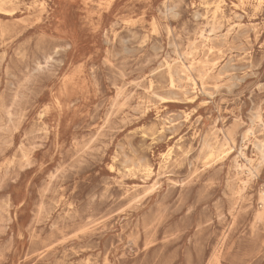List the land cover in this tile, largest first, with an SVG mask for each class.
I'll list each match as a JSON object with an SVG mask.
<instances>
[{"label": "rangeland", "instance_id": "1", "mask_svg": "<svg viewBox=\"0 0 264 264\" xmlns=\"http://www.w3.org/2000/svg\"><path fill=\"white\" fill-rule=\"evenodd\" d=\"M0 25V264H264V0H0Z\"/></svg>", "mask_w": 264, "mask_h": 264}, {"label": "bare ground", "instance_id": "2", "mask_svg": "<svg viewBox=\"0 0 264 264\" xmlns=\"http://www.w3.org/2000/svg\"><path fill=\"white\" fill-rule=\"evenodd\" d=\"M213 1V0H212ZM216 3V2H215ZM2 4V3H1ZM212 4V3H211ZM41 6V5H40ZM161 6H163V5H161ZM219 9H220V6H217V11H219ZM167 11V10H166ZM170 11H171V9H170ZM215 11V10H214ZM4 12V11H3ZM5 13V12H4ZM14 13V12H13ZM167 14V13H166ZM165 15V14H164ZM172 16V15H171ZM205 16V15H204ZM195 18V17H194ZM204 18V17H203ZM177 19V18H176ZM21 21V20H20ZM125 21V20H124ZM212 21V20H211ZM24 23V22H23ZM59 24H60V27H58V31H59V33L60 34H67V33H70V31L69 30H66L67 28L61 23V22H59ZM112 24V23H111ZM63 25V26H62ZM236 25V24H235ZM1 26V25H0ZM112 26H113V24H112ZM230 26V25H229ZM2 27V26H1ZM211 29H212V27H211ZM246 29V28H245ZM217 30V29H216ZM244 30V29H243ZM200 31V30H199ZM227 31V30H226ZM242 31V30H241ZM246 33V32H245ZM206 34V33H205ZM208 34V33H207ZM228 35V34H227ZM224 36V35H223ZM222 36V37H223ZM236 37V36H235ZM245 37V36H244ZM210 39V38H209ZM215 39V38H214ZM226 38H223V43H224V40H225ZM236 39V38H235ZM197 40V39H196ZM212 41V40H211ZM106 42V41H105ZM109 42V41H108ZM127 42H128V40H127ZM207 42V41H206ZM205 42V43H206ZM191 43H193V42H191ZM202 44H203V42H201ZM211 43V42H210ZM209 43V44H210ZM171 44V43H170ZM225 44V43H224ZM176 45V44H175ZM175 45H174V47H175ZM204 45V44H203ZM240 45H241V43H240ZM68 47V46H67ZM153 47V46H152ZM151 47V48H152ZM173 48V47H172ZM189 48V47H188ZM200 48H202V47H200ZM210 48V47H209ZM237 48H238V46H237ZM242 48H244V47H242ZM126 49V48H125ZM187 49V48H186ZM205 49V48H204ZM207 49V48H206ZM216 49V48H215ZM229 49V48H228ZM233 49V48H232ZM235 49V48H234ZM241 49V48H240ZM106 50V49H105ZM194 50H196V49H193V52H195ZM211 50V49H210ZM136 51V50H135ZM141 51V50H140ZM172 51V50H171ZM175 51V50H174ZM178 51V50H177ZM241 51V50H240ZM242 51H243V49H242ZM112 52V51H111ZM129 52V51H128ZM168 52V51H167ZM190 52H191V49H190ZM189 52V53H190ZM169 53V52H168ZM183 53V52H182ZM197 53V52H196ZM217 53V52H216ZM221 53V52H220ZM219 53V54H220ZM227 53V52H226ZM4 54V53H3ZM106 54V53H105ZM116 54V53H115ZM129 54V53H128ZM161 54V53H160ZM176 54V53H175ZM178 54V53H177ZM177 54H176V56H177ZM108 55V54H107ZM130 55H131V53H130ZM169 55V54H168ZM174 55V54H173ZM207 55V54H206ZM2 56V55H1ZM117 56V55H116ZM181 56V55H180ZM184 56V55H183ZM250 56V55H249ZM4 57V56H3ZM163 57H165V56H163ZM217 57H219V56H217ZM239 57V56H238ZM148 59V58H147ZM150 59V58H149ZM151 59H153V58H151ZM163 59V58H162ZM194 59V58H193ZM204 59V58H203ZM164 60H166V59H164ZM173 60V59H172ZM171 60V61H172ZM180 60V59H179ZM184 60V59H183ZM205 60V59H204ZM217 60H219V59H217ZM220 60H221V57H220ZM249 60H250V58H249ZM149 61V60H148ZM151 61V60H150ZM154 61V60H153ZM160 62H161V60H159ZM175 61H177L176 59L174 60V62ZM201 61V60H200ZM242 61V60H241ZM146 62V61H145ZM187 62V61H186ZM195 62H197V61H195ZM37 63H39V62H37ZM183 63V62H182ZM198 63V62H197ZM201 63V62H200ZM208 63V62H207ZM206 63V64H207ZM111 64V63H110ZM148 64V63H147ZM152 64V63H151ZM163 64V63H162ZM165 64V63H164ZM177 64V63H176ZM189 64V63H188ZM210 64V63H209ZM1 65H2V63H1ZM140 65V64H139ZM142 65V64H141ZM146 65V64H145ZM175 65V64H174ZM181 65V64H180ZM179 65V66H180ZM194 65V64H193ZM193 65H191V66H193ZM197 65V64H196ZM201 64H199V66H200ZM202 65H204V64H202ZM208 65V64H207ZM182 66V65H181ZM185 66V65H184ZM190 66V65H189ZM189 66H187V67H189ZM137 67V66H136ZM144 67V66H143ZM0 68H1V66H0ZM124 68V67H123ZM223 68V67H222ZM230 68V67H229ZM234 68V67H233ZM143 69V68H142ZM173 69H174V67H173ZM180 69V68H179ZM183 68H181V70H182ZM35 70H37V69H35ZM40 70V69H39ZM39 70H37V71H39ZM183 70H185V69H183ZM211 70V69H210ZM223 70V69H222ZM228 70V69H227ZM26 71H27V69H26ZM25 71V72H26ZM150 71H151V69H150ZM158 71V70H157ZM165 71V70H164ZM180 71V70H179ZM213 71V70H212ZM173 72V71H172ZM184 72V71H183ZM182 72V73H183ZM203 72L204 71H202V74H203ZM206 72H207V70H206ZM208 72H210V71H208ZM227 72V71H226ZM242 72V71H241ZM6 73V72H5ZM4 73V74H5ZM31 73V72H30ZM37 73V72H36ZM149 73V72H148ZM151 73V72H150ZM158 73V72H157ZM165 73V72H164ZM8 74V73H7ZM6 74V75H7ZM155 74V73H154ZM170 74V73H169ZM206 74V73H205ZM208 74V73H207ZM30 75V74H29ZM93 75V74H92ZM146 75V74H145ZM150 75H153V74H150ZM172 75V74H171ZM118 76V75H117ZM119 76H120V74H119ZM139 76V75H138ZM154 76V75H153ZM167 76V75H166ZM31 77V76H30ZM152 77V76H151ZM190 77V76H189ZM204 77H205V75H204ZM108 78V77H107ZM142 78H143V76H142ZM141 78V79H142ZM150 78V77H149ZM159 78V77H158ZM178 78V77H177ZM188 78V77H187ZM222 78V77H221ZM155 79V78H154ZM168 79V78H167ZM185 79H186V77H185ZM203 79V78H202ZM217 79H219V78H217ZM217 79H216V81H217ZM235 79V78H234ZM110 80V79H109ZM137 80H139V79H137ZM153 80V79H152ZM179 80V79H178ZM183 80V79H182ZM221 80V79H220ZM94 81V80H93ZM114 81V80H113ZM130 81V80H129ZM134 81V80H133ZM150 81V80H149ZM154 81V80H153ZM162 81V80H161ZM169 81V80H168ZM26 82H28V81H26ZM180 82V81H179ZM179 82H178V84H179ZM188 83L190 82V80L189 81H187ZM5 83V82H4ZM11 83V82H10ZM127 83H128V81H127ZM139 83V82H138ZM156 83H157V81H156ZM155 83V84H156ZM115 84V83H114ZM130 84V83H129ZM135 84V83H134ZM137 84V83H136ZM135 84V85H136ZM142 84V83H141ZM144 84H145V82H144ZM155 84H152V85H155ZM158 84V83H157ZM157 84H156V87H157ZM190 84V83H189ZM200 84V83H199ZM28 85V84H27ZM95 85H97V84H95ZM148 85H150V84H148ZM159 85H161V84H159ZM172 85V84H171ZM192 85H193V83H192ZM215 85V84H214ZM231 85H233V84H231ZM112 86V85H111ZM146 86V85H145ZM179 86V85H178ZM209 86V85H208ZM211 86V85H210ZM209 86V87H210ZM218 86V85H217ZM10 87H11V84H10ZM159 87V86H158ZM235 87V86H234ZM237 87V86H236ZM23 88V87H22ZM97 88H98V86H97ZM118 88V87H117ZM137 88V87H136ZM149 88V87H148ZM160 88V87H159ZM162 88H163V86H162ZM144 89V88H143ZM157 89V88H156ZM164 89V88H163ZM171 90H172V88H170ZM169 89V90H170ZM182 89V88H181ZM190 89V88H189ZM192 89V88H191ZM218 89V88H217ZM27 90H29V89H27ZM120 90V89H119ZM160 90V89H159ZM158 90V91H159ZM168 90V91H169ZM187 90V89H186ZM193 90V89H192ZM191 90V91H192ZM195 90V89H194ZM208 90V89H207ZM214 90V89H213ZM228 90V89H227ZM23 91V90H22ZM121 91H122V89H121ZM120 91V92H121ZM145 91V90H144ZM143 91V92H144ZM166 92H167V90H165ZM184 91V90H183ZM188 91V90H187ZM202 91V90H201ZM26 92V91H25ZM115 92V91H114ZM119 92V91H118ZM122 92H124V91H122ZM121 92V93H122ZM140 92V91H139ZM186 92V91H185ZM192 92H194V91H192ZM191 92V93H192ZM146 93V92H145ZM171 93V92H170ZM188 93V92H187ZM186 93V94H187ZM201 93H203V92H201ZM116 94V93H115ZM114 94V95H115ZM149 94V93H148ZM183 94V93H182ZM209 94V93H208ZM119 95V94H118ZM139 95V94H138ZM142 95V94H141ZM143 95H144V93H143ZM155 95V94H154ZM171 95V94H170ZM211 95V94H210ZM116 96V95H115ZM157 96V95H156ZM173 96V95H172ZM185 96V95H184ZM212 96V95H211ZM119 97V96H118ZM144 97H145V95H144ZM151 97V96H150ZM158 97V96H157ZM193 97V96H192ZM121 98H122V96H121ZM121 98H119V99H121ZM141 98V97H140ZM149 99V98H148ZM129 100V99H128ZM141 100H143V99H141ZM115 101H116V99H115ZM144 101V100H143ZM142 101V102H143ZM167 101H169V100H167ZM120 102V101H119ZM124 102V101H123ZM160 102V101H159ZM203 102V101H202ZM113 103V102H112ZM117 103V102H116ZM115 103V104H116ZM122 103V102H121ZM157 103V102H156ZM114 104V105H115ZM126 104V103H125ZM146 104V103H145ZM150 104V103H149ZM110 105V104H109ZM112 106H113V104H112ZM127 106V105H126ZM128 106H130V105H128ZM155 106H156V104H155ZM11 107V106H10ZM109 107V106H108ZM134 107V106H133ZM141 107V106H140ZM146 107V106H145ZM153 107V106H152ZM112 108H114V106L112 107ZM129 108V107H128ZM131 108V107H130ZM142 108V107H141ZM119 109V108H118ZM108 110V109H107ZM128 110V109H127ZM144 110V109H143ZM132 111V110H131ZM13 112H15V111H13ZM139 112H141V111H139ZM105 113H106V111H105ZM113 113V112H112ZM119 113V112H118ZM138 113V112H137ZM15 114V113H14ZM110 114H111V112H110ZM128 115H129V113H127ZM167 114V113H166ZM166 114H165V118H166ZM123 115V114H122ZM144 115V114H143ZM184 115H186V114H184ZM106 116V115H105ZM130 116V115H129ZM139 116V115H138ZM115 117V116H114ZM121 117V116H120ZM127 117V116H126ZM163 117V116H162ZM128 118V117H127ZM136 118V117H135ZM159 118V117H158ZM164 118V117H163ZM258 118H259V116H258ZM257 118V119H258ZM108 119V118H107ZM123 119V118H122ZM157 119V118H156ZM162 119V118H161ZM260 119V118H259ZM91 120V119H90ZM109 120V119H108ZM112 120H114V119H112ZM137 120V119H136ZM159 120H160V118H159ZM131 121V120H130ZM164 121V120H163ZM164 122H166V121H164ZM183 122V121H182ZM183 124V123H182ZM184 125V124H183ZM161 128V127H160ZM162 129V128H161ZM160 133V132H159ZM99 137V136H98ZM146 137V136H145ZM94 138H96V136H94ZM101 138V137H100ZM198 144V143H197ZM116 147V146H115ZM119 148V147H118ZM121 149V148H120ZM227 152V151H226ZM134 154H136L135 152H134ZM24 156V155H23ZM222 156V155H221ZM126 158V157H125ZM129 160V159H128ZM129 162H130V160H129ZM126 163H128V162H126ZM123 164V163H122ZM134 165V164H133ZM253 172V171H252ZM56 175V174H55ZM249 178V177H248ZM239 182H241V181H239ZM242 183V182H241ZM43 193V192H42Z\"/></svg>", "mask_w": 264, "mask_h": 264}]
</instances>
